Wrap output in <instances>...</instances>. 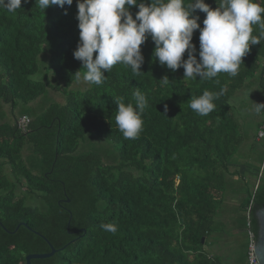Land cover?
I'll use <instances>...</instances> for the list:
<instances>
[{
	"label": "trees",
	"instance_id": "obj_1",
	"mask_svg": "<svg viewBox=\"0 0 264 264\" xmlns=\"http://www.w3.org/2000/svg\"><path fill=\"white\" fill-rule=\"evenodd\" d=\"M204 2L218 6L216 0ZM137 11L130 9L133 18ZM76 14V0L44 12L36 0H21L14 13L0 8V103L12 111L18 105L38 111L24 132L16 126L18 118L0 124V264H25L29 255L49 253L36 234L56 253L31 264H225L211 251V240L223 227L218 225L227 177L237 175L230 164L243 144L232 100L254 80L264 92V42L250 46L234 78L221 73L208 81H185L183 68L172 72L154 60L149 37L141 46L142 74L117 65L97 86L83 81L86 69L73 56L79 42ZM193 15L203 27L206 14ZM192 43L199 60L198 29ZM76 72L83 90L71 89L78 83ZM164 76L168 85L159 81ZM221 88L225 92L209 115L190 109L194 97ZM136 90L149 106L139 138L126 140L115 123L116 102L135 105ZM82 145L89 150L80 151ZM106 147L113 161L107 162ZM261 148L263 156L264 143ZM26 158L38 160V173ZM245 189L235 234L241 245L232 251L240 264L246 262V209L251 202L256 235L254 212L264 208V177L254 194ZM107 223L118 230H103ZM20 224L25 227L14 234L2 229L13 233Z\"/></svg>",
	"mask_w": 264,
	"mask_h": 264
},
{
	"label": "clouds",
	"instance_id": "obj_2",
	"mask_svg": "<svg viewBox=\"0 0 264 264\" xmlns=\"http://www.w3.org/2000/svg\"><path fill=\"white\" fill-rule=\"evenodd\" d=\"M36 3L44 12L53 5L71 6L73 0H36ZM216 3L218 6L212 9L204 0H148V3L76 0L79 42L73 56L86 69L83 81L99 86L107 79L105 73L117 65L130 68L134 75L142 74L141 46L149 37L154 43V60L172 72L183 68L185 81H208L221 73L238 76L242 58L250 52V46L264 42V0H216ZM133 6L138 8L135 18L130 12ZM0 8L14 13L21 8V0H0ZM196 10L206 14L203 27L198 23L199 17L193 15ZM197 29L199 60L192 43ZM159 81L164 85L170 83L167 76ZM224 92V88L219 92L205 90L191 100L189 107L198 116H207L215 110V101ZM133 96L135 105L116 102L115 123L126 140L139 138L144 125L142 116L149 106L146 95L139 90ZM254 110L264 112V104H254ZM101 228L111 233L118 230L113 223L102 224Z\"/></svg>",
	"mask_w": 264,
	"mask_h": 264
},
{
	"label": "crops",
	"instance_id": "obj_3",
	"mask_svg": "<svg viewBox=\"0 0 264 264\" xmlns=\"http://www.w3.org/2000/svg\"><path fill=\"white\" fill-rule=\"evenodd\" d=\"M263 99L264 92L260 91L258 83L254 80L249 82L246 85V89L238 92L232 100V107L237 115L243 132V144L230 164L231 172L237 175L227 177L229 190L225 199L226 203H224L222 208L221 218H223L225 210L229 209L230 205L228 203L232 196H235L236 194L237 199L233 203H238V205L237 207L232 206L231 209L234 210L236 208L239 211V207L248 193L245 188H248V191L250 190L253 192L256 183L257 170L262 163V142L256 140V132L263 119L262 113L255 112L254 104H260ZM33 107V105L29 107L31 112L28 110L30 117L38 114L37 109L33 110ZM1 121L2 120L0 119V122ZM228 213L230 214L231 210H228ZM221 218L219 219L220 224L218 226H223L226 223L225 221H222ZM232 258L234 260L232 264H234L235 258ZM231 260L232 259L229 261ZM229 261H227L226 264L230 263Z\"/></svg>",
	"mask_w": 264,
	"mask_h": 264
},
{
	"label": "rangeland",
	"instance_id": "obj_4",
	"mask_svg": "<svg viewBox=\"0 0 264 264\" xmlns=\"http://www.w3.org/2000/svg\"><path fill=\"white\" fill-rule=\"evenodd\" d=\"M85 87V84L83 83L82 80H78V83H77V86L75 85L72 86V90H80V89H84ZM79 88V89H78ZM52 98L50 97L51 100L53 101H57V102H60L62 101L61 97L58 96V95H51ZM47 103V102H46ZM44 104V105H39L40 106V110H44L45 107L47 106V104ZM40 104V103H39ZM0 119L2 120L0 122L1 123H6V124H11L12 122H14L17 118L19 119V117H21V115L24 113L23 112H26V116L31 119L29 113H28V110L26 107H22L21 105H18L16 107V109H14L13 111L11 110V106L9 105H4V104H1L0 103ZM29 108V107H28ZM27 109V111H26ZM34 109H37L35 107H33V110ZM31 112V110H29ZM264 118V117H263ZM263 120V119H262ZM89 149L87 148V146H83L80 148V151H88ZM104 152H106L107 156H106V160L108 162V160H111L113 161L114 159V154H112V151L111 149H109L108 147L104 148ZM26 162L28 163V165L32 166L31 168L33 169V172L34 173H38V170L36 169L37 167V162L38 160H32L30 161L29 159L26 158ZM236 194L235 196H232L230 201H229V209H226L225 210V213H224V216L223 218H221L222 221H225L226 223L223 225L222 229L219 231V234H217L215 236V238H213L211 241H214L212 247H211V251L215 254H219L220 256H222L223 258V263H227V261H229L230 259H232L231 261H229L231 264L233 263V258H236L232 251L233 249L237 250V247L241 244V241L239 242V237H237L235 234L238 230V224L237 222H239V211L235 208L234 210L231 209L232 206H235L237 207L238 203L234 204L233 202L236 200ZM31 202L32 201H28L27 203L29 205H31ZM226 203V202H225ZM232 203V204H231ZM228 210H231V213L229 214L228 213ZM225 218V219H224ZM235 235V236H234ZM239 242V243H238ZM239 244V245H238ZM229 258V259H228ZM236 260V259H235ZM228 263V264H230ZM234 264H240L239 262L235 261Z\"/></svg>",
	"mask_w": 264,
	"mask_h": 264
},
{
	"label": "built area",
	"instance_id": "obj_5",
	"mask_svg": "<svg viewBox=\"0 0 264 264\" xmlns=\"http://www.w3.org/2000/svg\"><path fill=\"white\" fill-rule=\"evenodd\" d=\"M261 78H262V81L264 83V63H263L262 68H261ZM261 104H264V101ZM29 122H30V120L28 117L22 116L16 121V126L19 130L24 132L26 127L28 126ZM262 132H264V118L260 122L258 129H257V132H256V140L258 142L264 143V135H261ZM263 177H264V152H263V156H262V163L257 170V177H256V183H255L254 188H253V194L257 190V188L260 184V181L263 179ZM251 210H252V203L250 202L249 206L246 209V214H245V231H246L247 240H248L247 248H246V262H245V264H258L257 259L254 255L255 236H254V233L251 231V224H250V218H249Z\"/></svg>",
	"mask_w": 264,
	"mask_h": 264
},
{
	"label": "water",
	"instance_id": "obj_6",
	"mask_svg": "<svg viewBox=\"0 0 264 264\" xmlns=\"http://www.w3.org/2000/svg\"><path fill=\"white\" fill-rule=\"evenodd\" d=\"M66 203H68V201ZM254 218L256 220V225H257V239L255 242L254 255L257 259L258 264H264V208L256 210L254 212ZM68 225H69V222H68ZM21 226L25 227L24 224H20L16 227L13 233H9L4 228L2 229L8 234H14L18 231V229ZM36 235L47 243L50 249V252L47 254L29 255L25 258V264H31V261H34V260L49 259L53 257L56 253V251L50 246V244L42 236H40L39 234H36ZM203 242L204 240L202 239L201 243L203 244Z\"/></svg>",
	"mask_w": 264,
	"mask_h": 264
},
{
	"label": "flooded vegetation",
	"instance_id": "obj_7",
	"mask_svg": "<svg viewBox=\"0 0 264 264\" xmlns=\"http://www.w3.org/2000/svg\"><path fill=\"white\" fill-rule=\"evenodd\" d=\"M259 210V209H258ZM257 226V225H256ZM255 236V242H256V239H257V232H256V235H254Z\"/></svg>",
	"mask_w": 264,
	"mask_h": 264
}]
</instances>
